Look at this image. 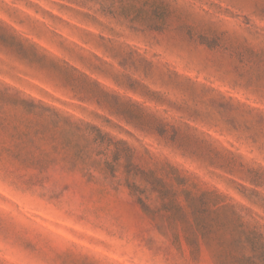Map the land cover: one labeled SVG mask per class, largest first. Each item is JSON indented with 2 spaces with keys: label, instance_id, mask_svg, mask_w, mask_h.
I'll return each instance as SVG.
<instances>
[{
  "label": "rangeland",
  "instance_id": "1",
  "mask_svg": "<svg viewBox=\"0 0 264 264\" xmlns=\"http://www.w3.org/2000/svg\"><path fill=\"white\" fill-rule=\"evenodd\" d=\"M0 264H264V0H0Z\"/></svg>",
  "mask_w": 264,
  "mask_h": 264
}]
</instances>
